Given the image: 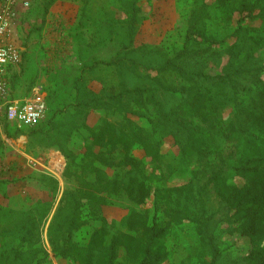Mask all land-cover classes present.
<instances>
[{
  "label": "rangeland",
  "instance_id": "rangeland-1",
  "mask_svg": "<svg viewBox=\"0 0 264 264\" xmlns=\"http://www.w3.org/2000/svg\"><path fill=\"white\" fill-rule=\"evenodd\" d=\"M15 39L47 112L0 121V264H264V0H30Z\"/></svg>",
  "mask_w": 264,
  "mask_h": 264
},
{
  "label": "built area",
  "instance_id": "built-area-1",
  "mask_svg": "<svg viewBox=\"0 0 264 264\" xmlns=\"http://www.w3.org/2000/svg\"><path fill=\"white\" fill-rule=\"evenodd\" d=\"M30 0H0V121L7 120L19 128L39 124L46 116V96L36 86L28 96L13 95L11 70L21 62L20 48L15 39L17 12L20 6L28 7Z\"/></svg>",
  "mask_w": 264,
  "mask_h": 264
},
{
  "label": "trees",
  "instance_id": "trees-1",
  "mask_svg": "<svg viewBox=\"0 0 264 264\" xmlns=\"http://www.w3.org/2000/svg\"><path fill=\"white\" fill-rule=\"evenodd\" d=\"M253 5H254V7H253ZM253 5H251L250 4V2H247L246 4H244L243 6H242V9H244V8H250V11H254L257 7H260L259 6V4H258V2L256 1V2H254V4ZM191 39V35H190V38L188 39V42H189V40ZM164 65V67L165 68H167V67H169V66H173V67H175V69H177L178 71H179V73H184V74H186V75H188V76H190V77H192V78H198V76H199V74H201V72H196V71H192V70H190V71H187L186 69H185V66H183V65H181V64H175L173 61H172V59H169L165 64H163ZM162 65H160L159 66V68L161 67ZM44 120V119H43ZM42 120V121H43ZM41 121V122H42ZM122 163V162H121ZM124 164V163H123ZM79 216L78 215H73L69 220V223L70 224H73V225H75V227H76V224L79 222ZM72 236H73V233H70L69 232V236H66V237H64V241H69L71 238H72ZM52 244H53V247H54V250H56V251H59V252H57L55 255L56 256H58V257H61V258H63V257H66V254L64 253V248L63 247H60L59 246V244H58V246H56L55 245V242H52ZM58 249V250H57Z\"/></svg>",
  "mask_w": 264,
  "mask_h": 264
}]
</instances>
